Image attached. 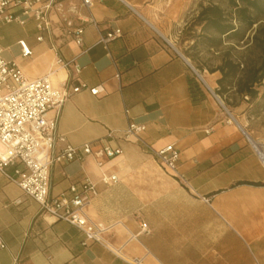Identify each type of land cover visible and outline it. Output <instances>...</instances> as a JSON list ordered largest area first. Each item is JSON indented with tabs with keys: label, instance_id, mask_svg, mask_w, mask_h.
I'll list each match as a JSON object with an SVG mask.
<instances>
[{
	"label": "crops",
	"instance_id": "obj_1",
	"mask_svg": "<svg viewBox=\"0 0 264 264\" xmlns=\"http://www.w3.org/2000/svg\"><path fill=\"white\" fill-rule=\"evenodd\" d=\"M188 1L94 0L91 12L100 28L122 31L106 46L97 41L91 25L85 26L78 46L55 22L36 41L39 32L28 21L34 37L17 40L16 58L26 60L32 70L5 57L0 45L3 57L30 78L52 70L60 55L82 69L78 74L71 66L56 70L54 85L65 80L71 86L102 85L96 95L82 89L63 103L56 129L64 140L58 146L104 138L122 150L101 168L117 175L118 181L110 185L100 182L101 169L89 156L56 163L50 173L51 194L85 177L96 183L98 193L86 211L107 227L104 243L82 245L80 229L39 213L38 203L0 173V264H264V184H236L264 183V168L244 131L227 123L228 115L213 95L205 91L202 100L192 101L188 77L194 69L170 45L173 21ZM20 40L30 55L21 54ZM215 79L210 78L211 86ZM130 121L145 125L140 134L145 144L159 148L173 143L179 149L185 184L165 170L142 141L121 137ZM109 130L114 131L112 137L107 136ZM150 158L176 182L158 201L145 195L138 199L131 180L135 164ZM17 198L21 201L13 203Z\"/></svg>",
	"mask_w": 264,
	"mask_h": 264
},
{
	"label": "built area",
	"instance_id": "obj_2",
	"mask_svg": "<svg viewBox=\"0 0 264 264\" xmlns=\"http://www.w3.org/2000/svg\"><path fill=\"white\" fill-rule=\"evenodd\" d=\"M93 5L94 0H0V21H15L21 25L30 21L39 32L35 37L36 41H41L43 32H49L55 22L62 33L78 46L83 44L85 26L91 25L98 32L97 41L106 46L111 40L120 37L122 31L120 28L101 29L91 12ZM170 45L177 50L172 43ZM19 46L23 56L31 54L24 41L20 40ZM2 52L0 46V173L15 183L24 196L38 203L39 213L64 220L80 229L85 236L82 245H86L88 241L104 243L106 240L103 232L107 227L95 222L86 211L91 199L98 193L95 182L85 177L70 183L66 190L57 194L50 193V173L54 164L89 156L101 169L107 160L122 152L104 138L84 142L79 146L57 144L64 140L56 129L58 112L63 103L72 93L82 89L96 95L103 91L102 85L89 86L82 82L71 86L69 80L54 85L51 76L56 70L69 69L71 66L78 74L82 69L78 63L60 55L56 56L52 70L30 78L15 62L6 60ZM207 89L226 111L227 123H236L219 96L211 88ZM51 111L54 115H50ZM144 130V124L130 121L120 135L124 138L134 136L143 142L140 134ZM208 131L209 129L206 130ZM113 135L114 131L109 130L107 136ZM245 135L264 168V140H254L246 133ZM143 144L165 170L180 183H186L179 167L180 151L173 143L159 148ZM99 180L110 185L116 183L118 177L115 173H107L101 169ZM20 201L21 198H17L13 203ZM141 228L144 230V225ZM3 246L0 238V248Z\"/></svg>",
	"mask_w": 264,
	"mask_h": 264
},
{
	"label": "rangeland",
	"instance_id": "obj_3",
	"mask_svg": "<svg viewBox=\"0 0 264 264\" xmlns=\"http://www.w3.org/2000/svg\"><path fill=\"white\" fill-rule=\"evenodd\" d=\"M236 2L241 6L245 4L241 0H236ZM211 4L218 5L226 18L235 25H239L235 9L228 0H191L183 3L182 12L173 21L175 26L168 34L173 46L189 60L194 69L193 74L206 92L209 90L198 77L197 71L204 73L209 81L210 78H218L220 73L211 72V70L225 60H232L242 65L255 62L260 53L259 45L264 43V13H258L251 27L240 25L241 39L216 37L219 38L218 44L209 46V41L204 34L215 36L214 30L212 28L202 29L196 16L202 6ZM33 37L34 30L29 22L21 25L15 21H0V45L4 47L5 57L15 59L19 64L25 65L28 70H32L30 64H25L26 60L16 58L19 53L17 40L22 38L27 41ZM215 87L216 85L212 86V90ZM259 90L260 93L264 90V81ZM219 98L252 139L264 140V99L262 97L248 101L246 97L231 91ZM131 180L136 186L137 198L142 199L145 195L149 196L152 201L165 199L168 191L172 190L170 186L176 184L173 178L164 172L152 158L135 164V173Z\"/></svg>",
	"mask_w": 264,
	"mask_h": 264
},
{
	"label": "trees",
	"instance_id": "obj_4",
	"mask_svg": "<svg viewBox=\"0 0 264 264\" xmlns=\"http://www.w3.org/2000/svg\"><path fill=\"white\" fill-rule=\"evenodd\" d=\"M235 9L239 25L231 22L216 4L202 6L196 16L201 23L202 29L212 28L215 36L204 34L209 41V46L218 44L221 36L227 38L241 39L240 25L249 28L255 22L258 13H264V0H241L244 5H238L236 0H228ZM215 37V38H214ZM260 53L258 59L250 64L242 65L232 60H225L211 72L218 71L220 76L216 78V87L213 91L220 97L231 91L246 97L248 101H254L259 96L264 99V90L260 93L259 87L264 81V43L259 45ZM188 89L193 102L204 98L205 90L194 74L188 77ZM262 185V182L238 181L236 184Z\"/></svg>",
	"mask_w": 264,
	"mask_h": 264
},
{
	"label": "bare ground",
	"instance_id": "obj_5",
	"mask_svg": "<svg viewBox=\"0 0 264 264\" xmlns=\"http://www.w3.org/2000/svg\"><path fill=\"white\" fill-rule=\"evenodd\" d=\"M197 75H198V77L200 78V80L203 82V84L205 86H207V87H209V88L212 89V86L210 84V81L208 79H206V75L204 73L197 71Z\"/></svg>",
	"mask_w": 264,
	"mask_h": 264
},
{
	"label": "water",
	"instance_id": "obj_6",
	"mask_svg": "<svg viewBox=\"0 0 264 264\" xmlns=\"http://www.w3.org/2000/svg\"><path fill=\"white\" fill-rule=\"evenodd\" d=\"M236 124L246 133V131L238 124V122L236 121ZM247 134V133H246Z\"/></svg>",
	"mask_w": 264,
	"mask_h": 264
}]
</instances>
